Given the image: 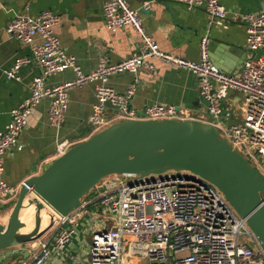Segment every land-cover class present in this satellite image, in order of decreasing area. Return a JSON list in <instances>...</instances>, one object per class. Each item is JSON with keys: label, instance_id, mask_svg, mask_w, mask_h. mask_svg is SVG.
Listing matches in <instances>:
<instances>
[{"label": "built area", "instance_id": "1", "mask_svg": "<svg viewBox=\"0 0 264 264\" xmlns=\"http://www.w3.org/2000/svg\"><path fill=\"white\" fill-rule=\"evenodd\" d=\"M154 0H145L149 6ZM188 7H202L208 25H224L227 10L222 0H176ZM1 4V2H0ZM105 27L111 32L129 27L139 37L138 52L117 62L101 55L97 66L84 72L73 55L61 47L54 27L59 15L46 9L36 15L15 13L5 24V32L29 45L28 56H19L4 71L8 80H17L23 65L35 62L39 74L30 83L29 95L9 111L10 120L0 126V175L8 151L21 149L19 135L27 126L33 107L49 100L47 122L59 129L65 119L71 90L93 83L95 102L87 121L91 134L112 123L127 119H192L173 104L151 103L142 112L131 106L135 87L124 93L109 85L111 75L139 70L151 72L154 59L187 70L197 77L199 94L209 119L261 174L264 175V57L247 56L241 73L222 71L209 56V37L198 44V59L189 60L160 49L145 32L139 13L128 0H106L102 5ZM245 27V47L251 53L264 48V7L241 15ZM38 35L40 42H34ZM70 70L73 76L48 84L50 76ZM136 82V78H134ZM230 90L241 92L240 120L227 124L221 117L231 113L224 108ZM113 110L109 114L107 108ZM197 120V119H196ZM73 145L67 139L56 145V156ZM21 183L10 185L0 179V204L15 200ZM45 239L33 243V258L25 264H46L56 257L71 264H264L259 240L212 183L189 171H166L139 176L112 174L102 178L81 198L80 204L59 218ZM90 233L88 243L84 241ZM80 248L77 253L75 247ZM82 247V248H81Z\"/></svg>", "mask_w": 264, "mask_h": 264}, {"label": "crops", "instance_id": "2", "mask_svg": "<svg viewBox=\"0 0 264 264\" xmlns=\"http://www.w3.org/2000/svg\"><path fill=\"white\" fill-rule=\"evenodd\" d=\"M105 1L0 0V126L4 127L9 122V111L29 95L30 83L40 70L31 61L21 67L17 80L6 79L4 71L15 59L30 53L28 44L19 42L5 32L6 22L15 13L36 15L46 9L53 11L60 18L54 27V33L61 47L76 58L84 72H90L96 68L101 55L106 56L109 62H117L135 55L140 44L139 37L132 28L125 27L111 33L105 27L102 15ZM144 2L145 0H128L130 6L138 10L145 32L165 52L197 60L199 40L208 33L210 59L224 72L234 67L232 73L239 75L245 55L264 57V48L253 53L246 49L245 27L241 19L244 13L261 10L264 0H222L227 10L224 25H208V18L202 7H188L176 0H154L145 7ZM33 41L40 42L41 38L36 35ZM215 58L220 64H217ZM153 63L154 69L151 72L139 70L136 76L130 73L114 74L109 77L108 83L120 93L134 84L131 106L139 112L151 103L173 104L188 113L192 119L206 122L209 117L206 104L199 94L197 77L160 59H154ZM72 76V71L65 70L48 77L47 83L58 84ZM134 78L137 79L136 82ZM241 96V92L230 90L228 99L223 102V107L231 110V113H224L223 116L227 124L240 120L237 107ZM68 97V109L59 129L51 127L47 122V98L41 99L33 107L27 126L19 135L21 149L13 148L7 152L0 179L10 185L22 183L27 177L41 173L57 157L56 145L60 140L67 139L75 144L91 135L87 118L95 102L93 83L71 90ZM107 111L113 114L111 108L108 107ZM7 204H0V211L12 207L14 203L10 206ZM26 249L29 254L26 258L19 255V264L28 263L33 258L32 246ZM49 260L54 264L65 262L56 257Z\"/></svg>", "mask_w": 264, "mask_h": 264}, {"label": "water", "instance_id": "3", "mask_svg": "<svg viewBox=\"0 0 264 264\" xmlns=\"http://www.w3.org/2000/svg\"><path fill=\"white\" fill-rule=\"evenodd\" d=\"M166 171H189L215 185L246 218L264 251V175L217 129L196 119H127L73 144L41 173L22 181L6 222H0V264H19L18 256L29 254L26 246L74 210L102 178ZM31 205L34 223L26 230L20 211ZM42 212H52L43 228Z\"/></svg>", "mask_w": 264, "mask_h": 264}, {"label": "bare ground", "instance_id": "4", "mask_svg": "<svg viewBox=\"0 0 264 264\" xmlns=\"http://www.w3.org/2000/svg\"><path fill=\"white\" fill-rule=\"evenodd\" d=\"M35 206L31 205L28 208H22L20 211V219L26 223V230H30L34 223ZM52 212H42L41 228L48 225Z\"/></svg>", "mask_w": 264, "mask_h": 264}, {"label": "rangeland", "instance_id": "5", "mask_svg": "<svg viewBox=\"0 0 264 264\" xmlns=\"http://www.w3.org/2000/svg\"><path fill=\"white\" fill-rule=\"evenodd\" d=\"M222 119H223V116L221 117ZM47 166H45L44 167V169L46 168ZM16 200V199H15ZM15 200H12L11 202H9L8 204H7V206H10V205H12L14 202H15ZM13 206V205H12ZM11 208L12 207H10V208H7V209H5L4 211H0V222H2V223H5L6 222V219H7V217H8V215H9V213H10V210H11ZM24 222V221H23ZM49 231H47V232H45L38 240H40V239H44L45 237H47L48 235H49ZM89 239H90V233H86V235L84 236V241H86L87 242V247H88V243H89ZM38 240H36L34 243H37V241ZM31 245H33V243L32 244H29V245H27L26 247H28V246H31ZM82 248V247H81ZM75 250H76V252L77 253H79L80 252V248L79 247H75ZM49 261V264H54V263H52V261H50V260H48ZM59 263V262H58ZM61 264H69L68 263V261H65V262H62ZM136 264H148V262L147 261H141V262H137Z\"/></svg>", "mask_w": 264, "mask_h": 264}, {"label": "trees", "instance_id": "6", "mask_svg": "<svg viewBox=\"0 0 264 264\" xmlns=\"http://www.w3.org/2000/svg\"><path fill=\"white\" fill-rule=\"evenodd\" d=\"M1 208H4V207L1 206ZM2 210H3V209H2Z\"/></svg>", "mask_w": 264, "mask_h": 264}]
</instances>
